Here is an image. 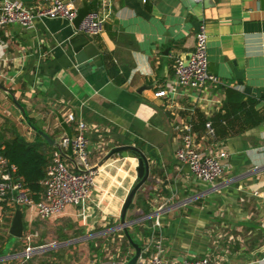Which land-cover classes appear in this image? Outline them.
<instances>
[{"label": "crops", "instance_id": "0c3cea01", "mask_svg": "<svg viewBox=\"0 0 264 264\" xmlns=\"http://www.w3.org/2000/svg\"><path fill=\"white\" fill-rule=\"evenodd\" d=\"M16 1L29 8L46 4ZM62 1L74 2L77 10L82 6V0ZM85 1L89 11L96 10L95 0ZM209 1L212 5L194 0H107V21L93 37L100 52L97 63L76 61L70 40L78 31L72 22L42 19L30 29L19 24L0 29V143L17 136L44 151L48 161L51 158L54 147L28 127L14 101L56 144L64 134H75L80 120L88 128L93 168L118 146H135L148 160L147 180L126 212V220L135 222L128 231L137 244L148 243L153 233L150 215L164 205L154 235L162 244L165 264L199 257L220 264H264V99L244 94L234 75L235 69L242 71L245 86L264 90V9L259 0ZM195 21L204 24L208 71L221 85L206 84L199 99L185 89L173 99L156 97L174 77L172 56L187 59L193 52ZM143 86L149 88L141 90ZM229 90L241 93L242 102L256 99L253 106L248 104L252 114L244 124L241 115L228 112L230 129L212 140L203 123L220 124ZM69 114L74 123L64 121ZM186 124L192 126L201 152L227 154V167L215 188L194 179L175 157L177 128ZM136 167L137 158L113 155L95 169L90 199L48 220L38 219L33 207L0 201V264H34L32 256L26 260L21 254L30 249L28 242L37 233L25 229L54 221L73 223L86 237L92 252L88 264L124 263L133 249L116 229L123 201L137 178ZM17 209L22 212L23 236L4 253ZM108 244L115 245L113 252ZM20 246L24 249L18 251ZM50 262L57 263L45 264Z\"/></svg>", "mask_w": 264, "mask_h": 264}, {"label": "built area", "instance_id": "2783aa9c", "mask_svg": "<svg viewBox=\"0 0 264 264\" xmlns=\"http://www.w3.org/2000/svg\"><path fill=\"white\" fill-rule=\"evenodd\" d=\"M203 1L205 0H194L196 3ZM95 2L96 10L89 11L77 29L78 33L89 35L92 38L101 32L109 15L105 11L107 0H95ZM76 16L77 8L72 1L46 0L45 5L29 8L16 0H1L0 29L11 24H19L24 29H30L36 20L42 19H63L71 23ZM172 58L174 77L171 82H167L161 90L155 93L156 97L168 96L173 99L178 97L180 90L185 89L190 90L198 98L199 92L206 84L221 85V80L208 71L207 35L204 24H199L195 34L194 50L187 58V65H184L183 57L172 56ZM64 121L68 124L74 123L75 118L69 114L65 116ZM75 129V134L72 136L64 134L57 143L58 147L53 149L51 158L45 167V176L40 182L43 192L38 201L29 195L21 178L17 177L16 166L0 155V201L20 208L33 207L40 220L58 217L67 207L87 202L95 186L97 171L89 162L87 125L79 120ZM177 129L180 131V144L175 151L177 161L188 168L194 179L215 188L217 180L227 167L226 152L203 153L195 145L191 125L186 124ZM205 131L210 139L215 140V130L211 122H205ZM163 210L164 205H159L150 215L153 233L148 243L141 246L136 264H165L162 260V244L159 240H155L154 235L161 226L160 213ZM30 253L31 249L25 250L26 260L32 256ZM173 264L220 263L208 257H199L183 259Z\"/></svg>", "mask_w": 264, "mask_h": 264}, {"label": "water", "instance_id": "95a60500", "mask_svg": "<svg viewBox=\"0 0 264 264\" xmlns=\"http://www.w3.org/2000/svg\"><path fill=\"white\" fill-rule=\"evenodd\" d=\"M260 7L264 9V0H259ZM204 4H211L209 0H205L203 2ZM212 5V4H211ZM89 12V7L87 5V2L85 0H82V6L77 10V16L72 21V25L77 30L79 24L83 20V18L87 15ZM192 26L194 30L197 32L199 27V22H193ZM70 44L73 48V51L75 53V59L78 63H83L87 61H92L94 63H97L100 61V52L96 49L95 43L93 41V38L89 35L84 34H76L71 40ZM188 60L184 57V65H187ZM242 71H239L235 69L234 75L235 79L237 81L238 86L243 87V93L247 96L255 97L259 100L264 99V90L260 91L252 86H245L242 81ZM148 86H143L140 88L141 90L146 89ZM149 88V87H148ZM17 108L19 109L23 120L28 125L31 130L36 132L39 136H41L46 143L54 148H57L58 145L54 140H52L47 134H45L43 131L39 130L36 126H34L31 121L29 120V117L20 104H17L16 101H14ZM115 154H121L123 157H131V158H137V178L131 188V190L128 192L127 196L125 197L121 210L119 215V225L117 226L118 231H122L124 234V237L126 238L127 242L133 249V254L129 257V259L123 263V264H136L140 251L141 246L133 241L131 238L128 228L134 224V221H127L126 220V212L131 206L134 196L136 192L139 190V188L144 184V182L147 180V177L149 175V164L146 156L143 154V152L132 145H126V146H118L115 148H112L98 163L97 166H95L93 169H97L100 167L103 163H105L107 160H109L113 155ZM9 234L14 238H22L23 236V223H22V212L20 209H17L14 213V216L11 221V225L9 228ZM51 249V246H46L38 249L31 250V255L39 254L44 251H48ZM21 256H25V252L21 254Z\"/></svg>", "mask_w": 264, "mask_h": 264}, {"label": "trees", "instance_id": "16d2710c", "mask_svg": "<svg viewBox=\"0 0 264 264\" xmlns=\"http://www.w3.org/2000/svg\"><path fill=\"white\" fill-rule=\"evenodd\" d=\"M252 100L253 102L256 101V99L252 98L247 103L242 102L241 93L229 90L227 92V101L224 106L226 114L219 117L220 124H216L214 122L212 123V126L215 130V135H226L227 130L230 129L229 123L226 120V116H228V112L230 111L233 113V115H241L243 119L242 121L245 124L246 119L250 118L252 114L251 108H249L248 106L249 103L250 107L253 106ZM229 104H231V107H228ZM260 121L261 118L255 119L254 125L259 123ZM219 125H222L221 127H223L221 131L218 130ZM203 127L205 128V122L203 123ZM0 155L6 158L11 164L16 166L17 177L21 178L25 187L30 192L32 198L35 201H38L39 194L42 192L40 182L45 176V167L48 163L47 154L44 151L39 150L36 145L26 143L21 138L16 136L11 141L5 142L4 144L0 143ZM130 236L134 241V237L132 235ZM124 241L127 244V240L125 237Z\"/></svg>", "mask_w": 264, "mask_h": 264}, {"label": "rangeland", "instance_id": "374dc122", "mask_svg": "<svg viewBox=\"0 0 264 264\" xmlns=\"http://www.w3.org/2000/svg\"><path fill=\"white\" fill-rule=\"evenodd\" d=\"M54 221V222H45V223H36L33 228L25 229V233L32 232L37 233V237L31 239L28 244L30 249H38L45 246L51 245L50 251H44L39 254L32 255L34 264H45L49 260L56 261L58 264H88L90 262L92 252L88 248V240L86 237L82 236V233L76 228L73 223ZM30 231V232H29ZM26 236V235H25ZM16 238L10 237L7 242V247L4 253L15 243H17ZM25 240V239H24ZM66 246H61L58 244L71 242ZM24 244V243H22ZM3 245L2 240L0 239V247ZM73 246L76 249H73ZM108 251L113 252L115 249L114 244L107 245ZM24 249V246H20L18 251ZM26 250V249H25ZM24 250V251H25ZM51 251L57 252L52 254ZM122 252V250H120ZM104 253V252H102ZM105 255V254H104ZM103 255V256H104ZM107 258H103V260ZM121 260H124L123 258Z\"/></svg>", "mask_w": 264, "mask_h": 264}]
</instances>
